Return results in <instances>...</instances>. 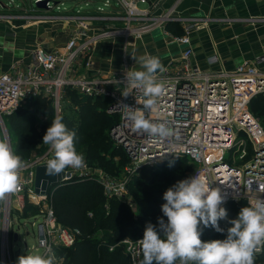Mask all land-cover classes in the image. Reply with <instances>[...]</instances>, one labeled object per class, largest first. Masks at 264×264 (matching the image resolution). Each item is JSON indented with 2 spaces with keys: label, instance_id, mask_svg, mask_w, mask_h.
I'll use <instances>...</instances> for the list:
<instances>
[{
  "label": "built area",
  "instance_id": "built-area-1",
  "mask_svg": "<svg viewBox=\"0 0 264 264\" xmlns=\"http://www.w3.org/2000/svg\"><path fill=\"white\" fill-rule=\"evenodd\" d=\"M119 4L124 13L106 19L124 21L127 24L125 29H109L84 37L76 33L58 52L38 46L32 61L23 71L0 75V139L6 140L14 152L5 118L10 117L22 101L38 96L53 100L59 116L65 90L71 88L84 97L108 101L106 113L117 118L109 137L115 146L124 150L130 162L129 169L126 168L130 177L144 166L186 158L192 165V176L200 175L212 187L220 189L224 198L221 207L229 203L248 205L257 196L264 198V128L250 108L257 96H264V57L253 63L245 61L229 71L203 70L192 61L190 32L196 23L185 24L182 35L164 30L181 52L165 71L157 72L158 82L164 85V94L159 98V107L152 111L144 110V115L154 123L166 124L173 135L159 138L133 131L126 118L128 109L125 105L142 110L145 97L142 90L126 82L125 73L132 69L109 75L92 71L91 55L98 42L117 35L139 36L151 29L150 25L134 27V22L140 21L141 13L135 6V0H119ZM78 17L80 25L85 26V18ZM207 61L215 65L219 58L211 56ZM125 91L130 95L124 97ZM41 118L47 119L46 116ZM44 147V153L25 162L20 172V190L7 194L0 203V264H16V258L23 254L22 245L27 250L25 253L29 251L26 238L21 236L22 229L27 236H37L33 250L45 255L49 247L54 252L72 248L81 235L79 230L58 221L51 191L47 196L35 193L36 167L47 163L53 156L50 146ZM230 156L231 162L228 161ZM70 173L72 177L65 182L74 177ZM99 183L108 201L119 199L136 208L128 191L127 179H106ZM29 205L36 211L25 212ZM140 239L125 238L110 250L124 246L128 264H141ZM263 249L261 246L255 255L262 253Z\"/></svg>",
  "mask_w": 264,
  "mask_h": 264
},
{
  "label": "crops",
  "instance_id": "crops-1",
  "mask_svg": "<svg viewBox=\"0 0 264 264\" xmlns=\"http://www.w3.org/2000/svg\"><path fill=\"white\" fill-rule=\"evenodd\" d=\"M38 1L0 0V6L6 9H11L8 8L10 6H36ZM78 1L51 0L49 3V6H57L59 10H68L64 6H82L77 13L73 8L69 11L74 16L84 15L85 26L80 25L81 19H74L71 31L64 22L1 18L0 75L23 71L32 61L38 46L58 52L76 33L84 37L109 29L126 28L124 21L99 20V17L93 20V16L97 15H122L124 12L119 0ZM135 6L141 13L140 21L134 22V27L150 25L151 29L139 36L117 35L98 42L91 55L94 65L99 68L95 70L93 65L94 73L109 75L126 68L142 70L141 57L147 55L158 57L166 68L181 52L179 46L165 35L164 30L175 34L168 28L171 24L184 32L185 24L196 23L190 32L192 61L203 70L229 71L245 61L253 63L264 57V0H135ZM84 8L89 10L84 11ZM169 18L180 21L171 22ZM158 30L160 35L156 34ZM211 56H217L219 63L208 64L207 59Z\"/></svg>",
  "mask_w": 264,
  "mask_h": 264
},
{
  "label": "trees",
  "instance_id": "trees-1",
  "mask_svg": "<svg viewBox=\"0 0 264 264\" xmlns=\"http://www.w3.org/2000/svg\"><path fill=\"white\" fill-rule=\"evenodd\" d=\"M168 28L176 35L184 33L175 24ZM65 98L70 101V110L74 112L64 115L62 122L69 129L75 130L77 151L79 150L77 143L85 139L89 152L88 159L110 170L111 174L119 175L124 169V164H114L104 156L106 153L115 152V144L109 137V131L117 118L106 113L108 101L84 97L71 88L65 90ZM28 101V105L20 106L6 121L8 128L19 133L14 153L22 158H26L32 148L43 143V136L50 127L55 113L53 100L50 98L30 97ZM250 108L264 123V96H257L251 102ZM40 116H46L47 119L41 120ZM88 126L90 127L87 128ZM120 149L124 152L122 148ZM190 168L192 167L186 158H177L140 170V175H134L132 182L129 183L130 193L138 207L137 212L119 199L108 201L103 187L95 181L73 177L54 188L51 202L58 221L81 232L72 248L61 250L65 254L66 263L128 264L129 258L124 246H117L113 251L110 247L125 238L132 240L143 238L146 225L148 223L157 225L158 218L167 221L161 211V206L165 203L163 193L176 182L190 178L187 172ZM245 206L246 203H229L223 208L227 210L229 219H235L240 209ZM28 210L36 211L32 205L27 206L25 212ZM90 213L93 214L92 217L89 216ZM219 224L225 229L224 233H218L209 226L207 228L211 232H206L208 238L201 240L208 242L225 239L226 229L231 225L225 220L219 221ZM254 264H264V249L262 253L254 254Z\"/></svg>",
  "mask_w": 264,
  "mask_h": 264
},
{
  "label": "clouds",
  "instance_id": "clouds-1",
  "mask_svg": "<svg viewBox=\"0 0 264 264\" xmlns=\"http://www.w3.org/2000/svg\"><path fill=\"white\" fill-rule=\"evenodd\" d=\"M141 69L125 73L126 82L142 90L143 109H128L127 120L133 131L149 136L167 138L173 131L164 123L147 119L144 110L159 107V98L164 94V85L157 80V72L165 71L158 57H141ZM129 92L123 93L127 97ZM56 116L43 136V144L50 146L52 158L47 160L46 175L56 176L66 168L86 167L85 157L75 145L76 132ZM25 161L15 154L9 143L0 139V203L7 194L20 190V172ZM163 216L158 224L148 223L143 238L138 240L143 260L141 264H254V254L264 246V198L257 196L242 207L235 219H229L219 188H214L200 175L180 180L163 193ZM231 226L226 229L225 239L208 242L201 240L202 229L211 226L224 233L219 221ZM55 252L49 247L47 254H28L18 257L16 264H55Z\"/></svg>",
  "mask_w": 264,
  "mask_h": 264
},
{
  "label": "rangeland",
  "instance_id": "rangeland-1",
  "mask_svg": "<svg viewBox=\"0 0 264 264\" xmlns=\"http://www.w3.org/2000/svg\"><path fill=\"white\" fill-rule=\"evenodd\" d=\"M72 1L73 2H77L78 0H72ZM64 7L67 8L68 10H63V9L59 10L57 6H51L50 9L38 8L37 6H16V7L15 6H10L8 8H11V9H6V8H3V7L1 8V6H0V19L1 18L6 19V18L10 17V18H13V19L25 18L28 21L42 20V21H45V22H56V23L57 22H59V23L64 22V24L67 23L68 31H71L72 30V27H71L72 21H74V19L77 20L78 16L77 15L74 16L72 14V11H69V10H71L73 8V11L75 13H77L78 11H80L79 8L82 7V6H64ZM87 10H89V9L84 8V11H87ZM18 13H20V14H18ZM81 17H84V15L81 16ZM95 17H99L98 18L99 20H101V19L105 20L107 16H105V15H103V16L102 15L93 16V20L95 19ZM156 34L160 35L161 31H159V30L156 31ZM98 69L99 68H97L95 66V70H98ZM28 104H29L28 100L21 102V106H25V105H28ZM53 105H54V101H53ZM70 108H71L70 101H68L65 98V94H64V96H63V98L61 100V106H60V109H59V112H58L59 116L63 117L64 115H68L69 113H73L74 110H70ZM53 109H54V112H55V113H53L54 114L53 119H54L57 116V110L55 109V107ZM255 116L260 120V122H261V124H262V126L264 128V123H262V120L256 114H255ZM40 118H41V116H40ZM5 119L7 121L8 118H5ZM41 120H43V119H41ZM89 127L90 126H88L87 128H89ZM8 130H9V133H10L11 138L13 140L14 152L16 153V144H17V141H18L19 133L16 130H13L12 128H10V127L8 128ZM77 146H79V150L77 152L78 153H82L84 155V157H85L86 167H83L81 169L66 168L64 171L72 172L74 177H78V178H81V179H88V180H90L92 182L93 181L98 182L99 185H101L99 183V181H103V180H106V179L107 180H125V179H127V181H128V191H130L129 183L132 182V180H133V178L135 176L133 175L134 177L133 176L130 177L129 174L126 173V168L129 169V166H130L129 163L130 162L127 159V157L124 154V152H122V150L119 147L114 146V148H115V152L114 153L112 152V153L104 154L106 160H111L114 164H124L123 171L119 175L115 176V175L111 174L110 170L102 168L98 164L93 163L92 160L88 159V153L89 152H88V148H87L88 147L87 146V141L85 139L82 140V142H79V144L77 143ZM45 150L46 149H45L44 144H43L42 147L37 146L35 148H32L30 150V153L26 156V158H22V157L21 158L25 162H28L29 160H31L35 156H39L42 153H44ZM228 161L231 162V156L228 158ZM144 167H147V166H144ZM191 167H192V165H191ZM187 172H188L189 176H192L193 168H190ZM137 175H140V174L137 173ZM53 190L54 189H52L51 192ZM130 195H131V193H130ZM132 199L134 201L133 197H132ZM137 210H138V207L134 208L135 212H137ZM27 227L30 228V226H27ZM200 227L202 229L203 225H200ZM34 230H36V229H34ZM206 232H211V231L207 227L205 228V231H204V227H203V231H202V235H201L202 239L203 238H208V237H206L207 236ZM21 236H22V238H26V242H27L28 247H29V251L27 253H25L27 250L25 249V246L22 245V248H23V252H22L23 254L22 255H26V254H30V253L38 254V252L33 250L34 247L36 246V243H37V240H36L37 236H33V235L27 236L25 229H22ZM61 250L62 249H56V251H55L56 258H57L55 264H57V260H58L59 264H67L66 263L65 254H63L61 252ZM17 260H18V258H16V262H17Z\"/></svg>",
  "mask_w": 264,
  "mask_h": 264
},
{
  "label": "water",
  "instance_id": "water-1",
  "mask_svg": "<svg viewBox=\"0 0 264 264\" xmlns=\"http://www.w3.org/2000/svg\"><path fill=\"white\" fill-rule=\"evenodd\" d=\"M50 2L51 0H40L36 2V6L38 8L50 9L51 6L48 5ZM71 177L72 174L67 171L56 176H48L46 175V163L38 164L35 175V193L37 195L47 196L52 189L60 186ZM15 240H17V236H15ZM16 255H19V252Z\"/></svg>",
  "mask_w": 264,
  "mask_h": 264
}]
</instances>
